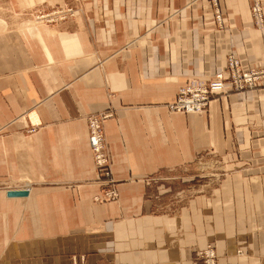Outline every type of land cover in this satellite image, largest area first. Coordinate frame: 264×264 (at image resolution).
<instances>
[{
  "label": "crops",
  "instance_id": "obj_1",
  "mask_svg": "<svg viewBox=\"0 0 264 264\" xmlns=\"http://www.w3.org/2000/svg\"><path fill=\"white\" fill-rule=\"evenodd\" d=\"M252 3L218 0L217 22L208 0H7L19 23L0 31V189L12 188L0 191V264H72L82 254L84 264H197L193 242L214 238L222 252L229 233L231 264H264V86L210 99L202 113L168 110L180 85L212 77L229 53L242 68L264 66ZM69 7L65 19H33ZM104 110L117 198L97 202L85 118ZM232 143L230 164L243 170L205 201L214 215L226 211L214 222L228 228L209 232L196 204L178 217L151 213L148 178ZM18 189L28 194L7 195ZM246 225L261 236L242 257Z\"/></svg>",
  "mask_w": 264,
  "mask_h": 264
},
{
  "label": "rangeland",
  "instance_id": "obj_2",
  "mask_svg": "<svg viewBox=\"0 0 264 264\" xmlns=\"http://www.w3.org/2000/svg\"><path fill=\"white\" fill-rule=\"evenodd\" d=\"M208 1L211 7L213 3L214 9L212 10V13L215 16V12L219 13V8L216 7V5L218 4V0H208ZM55 10L56 8L50 12H53ZM50 12H46V13H50ZM40 14H45V13H40ZM9 17L10 16L8 12L7 0H0V31H7L10 28H12L14 25L19 23L15 20L14 16L13 17L11 16L10 18ZM250 18H251V14H250ZM33 19L42 20L41 18L39 19L37 17H33ZM23 21L24 20H22V22ZM25 21H30V19H26ZM260 65H257L258 68L263 67V66L260 67ZM258 85L262 87V85L264 86V83L262 84L259 83ZM253 88H256V86L247 87L240 91L247 90V89H253ZM232 92H239V91L232 90L224 94H218L217 96H213L211 100L216 99L220 97L221 95H226ZM86 124H87V119H86ZM103 140H104V143L106 144L104 134H103ZM231 145L232 146L229 147L230 150H228V153L218 154L213 151L200 152L195 155V158L192 159V161L189 164L182 165L180 168H177L175 171L174 170L164 171V172L152 175L150 179L148 178L147 179V182H148L147 198H149V200L151 201V206H152L151 213L156 216L167 215L169 217H178L179 213L182 210L185 211L186 209H191L189 206L196 204L197 207L199 206L198 209H199L200 215H204L205 219L208 220L207 221L208 229H209V226L212 227V229L209 232L213 231L215 226L218 228V230L220 228L222 230L223 225H226V228H228V221L226 222V224L214 222V216L221 215L225 213L226 211L223 213L222 211L221 212L219 211V213L216 212V215H214L215 212L212 210V208H215L216 205L212 204L213 206L211 205L208 206L205 203V201L207 198L210 199L212 197H216L217 195L216 191L219 190L218 188L221 187L222 184H224L223 182L232 181L235 175L240 174V172H242L243 170L242 167L244 166L241 165L240 163L230 164L231 161H233L234 159H237L236 157H234V155H236L235 154L236 145H234L233 143ZM107 152H108V148H107ZM90 153H91V159L93 161V168H95L94 154H92V151H90ZM106 163H107V166H102L100 167V169H96V171L99 174V178H100L99 179L100 180V195L96 194L92 198L93 200L97 202L107 200V199H110V200L112 199L109 196L105 195L106 190L110 188H112L115 192V197L113 199L117 198V192L115 191V187H114V180L111 177V170H110L111 163L109 160V152H108V158L106 159ZM12 182L16 183L15 181H12ZM19 185H22V184L21 183L16 184L15 188H18ZM222 186L224 187V185ZM5 189H12V188L2 187L0 191H3ZM257 205L260 206V204H257V203L255 205L253 202L250 203L249 204V207L251 208L250 210H256V209L258 210L259 208L257 207ZM252 206L254 207L252 208ZM227 207L228 206L226 205L225 210L227 209ZM228 210H229V207H228ZM235 221L236 220H234V222ZM237 221L235 222L236 225L234 228H236V226L238 225ZM220 225L221 227H219ZM251 229L252 227L249 228L247 225L243 229L245 232V236H244V239L243 238L240 239L244 247V253L240 254V256L242 257L247 256L248 254L247 245L248 243H252V240L255 243V247L259 246L258 244L260 242L261 235L259 234L256 235L255 233L253 234V236L252 235L250 236V234L252 233L250 232ZM230 239H232L233 244L237 243L238 241L237 236L235 238L232 237V233L225 235L223 237L222 249L224 250L222 251L221 249L222 252H218V248L216 247L214 238L205 239V242L202 244V246H197L196 243L193 242L191 245L192 260L197 264H207V263L218 264L217 262L218 259L224 258V261L226 262V264H231V261L230 262L228 261L229 257L235 256L237 258H234V259H236L237 261L239 254L238 252L234 254L235 253L234 251L237 249V247L232 245L231 250H232V253L234 252L233 254H230V248H228V240ZM256 255L259 258L261 257L260 253ZM83 261H84V256L82 254L80 258L79 257L74 258L72 260V264H84ZM99 264H110V262L105 261V262H100Z\"/></svg>",
  "mask_w": 264,
  "mask_h": 264
},
{
  "label": "built area",
  "instance_id": "obj_3",
  "mask_svg": "<svg viewBox=\"0 0 264 264\" xmlns=\"http://www.w3.org/2000/svg\"><path fill=\"white\" fill-rule=\"evenodd\" d=\"M259 1L260 0H253L256 7L252 6L250 9L253 13L252 18L255 24L262 21V15H258L254 12L259 6ZM72 14L73 9L69 7L65 9H56L53 12L40 14L35 17L43 19L44 22L53 23L65 19ZM218 17L219 13L215 12V21ZM225 57L223 68L213 74L212 77H209L203 82L195 78H188L180 85L176 91L174 100L168 105L169 110H179L182 113H189L191 110L196 113L204 112L210 102L209 100L213 96L232 90L255 87L259 83H264V68L251 66L243 69L240 67L237 58L229 54ZM110 114V111L104 110L101 113H89L86 116L87 134H89V140L92 145L91 148L94 151L95 169L107 166L106 159L108 158V152L103 140L101 124ZM105 195L113 199L115 197V192L110 188L106 190Z\"/></svg>",
  "mask_w": 264,
  "mask_h": 264
},
{
  "label": "bare ground",
  "instance_id": "obj_4",
  "mask_svg": "<svg viewBox=\"0 0 264 264\" xmlns=\"http://www.w3.org/2000/svg\"><path fill=\"white\" fill-rule=\"evenodd\" d=\"M255 2V1H254ZM252 3V5L250 6V8L253 6V7H256V4L255 3ZM256 14H258V15H262V21L260 22V23H254V26L257 28V29H259V30H261V29H263V27H264V9H263V5H262V2H261V0L259 1V6L257 7V9L254 11ZM252 15H253V13H252ZM221 20V18H220V16L218 17V19H216V21L217 22H219ZM37 21H40V22H42V21H44L43 19L42 20H37ZM252 21H253V18H252ZM229 55L231 56H234L235 58H237V60H238V62H239V65H240V67L242 68V66H241V63H240V61H239V58L235 55V53H229ZM258 67V66H257ZM261 67V66H260ZM262 68H264V66L262 67ZM243 69H245V68H243ZM203 82V81H202ZM179 88V87H178ZM236 91H240V90H236ZM222 94H224V93H222ZM210 101V100H209ZM172 103V102H171ZM170 104V103H169ZM168 104V105H169ZM168 110H169V108H168ZM169 111H173V112H180L179 110H169ZM196 113V112H194V111H190V113ZM200 113H202V112H200ZM101 132H102V130H101ZM90 145H91V142H90ZM97 145H98V142H97ZM96 145V146H97ZM91 147H92V145H91ZM91 151H92V154H93V150H92V148H91ZM18 190H25V189H18ZM10 191H16V190H10ZM26 194H28V191L26 190ZM26 194H24V195H26ZM12 196H14V195H12ZM212 250V249H211ZM210 254H211V252H210ZM207 264H209V263H207ZM210 264H212V263H210Z\"/></svg>",
  "mask_w": 264,
  "mask_h": 264
},
{
  "label": "water",
  "instance_id": "obj_5",
  "mask_svg": "<svg viewBox=\"0 0 264 264\" xmlns=\"http://www.w3.org/2000/svg\"><path fill=\"white\" fill-rule=\"evenodd\" d=\"M26 194V190H16V191H7V195H24Z\"/></svg>",
  "mask_w": 264,
  "mask_h": 264
}]
</instances>
